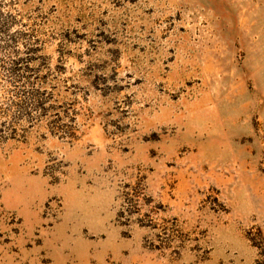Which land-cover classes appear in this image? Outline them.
<instances>
[{"label":"rangeland","instance_id":"rangeland-1","mask_svg":"<svg viewBox=\"0 0 264 264\" xmlns=\"http://www.w3.org/2000/svg\"><path fill=\"white\" fill-rule=\"evenodd\" d=\"M0 264H264V0H0Z\"/></svg>","mask_w":264,"mask_h":264},{"label":"crops","instance_id":"crops-1","mask_svg":"<svg viewBox=\"0 0 264 264\" xmlns=\"http://www.w3.org/2000/svg\"><path fill=\"white\" fill-rule=\"evenodd\" d=\"M45 195V192H43V194L39 195L40 197H43ZM40 197L38 199H40ZM30 208H32V206L35 204L36 202V196H31L30 199ZM65 205H66V209L68 210H71L72 208V205H73V201H71V199L69 198H66L65 200ZM75 201L77 202V206L80 210H82V208L84 206H89L87 203L84 202V200L78 198L77 200L75 199ZM87 209V208H86ZM86 209H83L82 212H86ZM22 213V216L26 217V212H21ZM28 216H31V217H38V213L36 210H30V214ZM27 216V217H28ZM76 215H72L71 212L67 211L66 210V216H65V220H67V222L63 219L64 223L65 224H62V227L63 228H66L67 230H71V231H74L76 233H80V232H91V231H94L95 229L94 228H91V227H87L88 225H90L88 223V218L89 216H82V215H77V219L73 220V218H75ZM78 217L81 219L82 218V221L83 222H79V219ZM92 220H94V218H97L100 222H101V219H102V215L101 214H94V216H90ZM73 223H77V226H79L78 228H75L74 226H76L75 224ZM67 232V231H66Z\"/></svg>","mask_w":264,"mask_h":264}]
</instances>
